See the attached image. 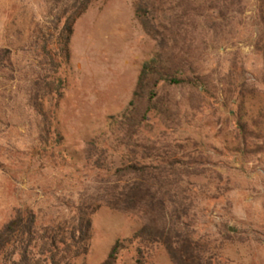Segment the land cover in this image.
Instances as JSON below:
<instances>
[{
    "label": "rangeland",
    "instance_id": "obj_1",
    "mask_svg": "<svg viewBox=\"0 0 264 264\" xmlns=\"http://www.w3.org/2000/svg\"><path fill=\"white\" fill-rule=\"evenodd\" d=\"M227 1L230 20L221 43L210 37L208 44L201 43L204 27L196 33L204 65L216 71L221 90L224 75L238 63V83L247 85L244 105L241 98L220 92L219 111L185 122L177 135L189 141L201 164L187 180V188L197 195L193 210L200 236L215 242L226 264H264V41L258 46L264 33V0ZM135 2L97 0L74 23L71 62L60 69L65 88L58 129L68 155L63 166L51 154H40L39 121L29 104L42 37L54 36L51 49L58 44L55 2L0 0V229L20 208L34 210L40 223H48L69 214L81 199L101 197L98 193L106 185L94 179L97 172L86 161L87 144L128 107L140 71L157 49L136 18ZM180 93L185 100L187 93ZM44 108L49 109L47 101ZM239 111L249 131L260 133L263 141L248 148L239 145ZM99 201L101 207L92 215L89 254L75 264H104L118 242L145 225L142 212L124 213ZM120 264H136L134 251L125 253ZM145 264L173 262L161 247Z\"/></svg>",
    "mask_w": 264,
    "mask_h": 264
},
{
    "label": "trees",
    "instance_id": "obj_2",
    "mask_svg": "<svg viewBox=\"0 0 264 264\" xmlns=\"http://www.w3.org/2000/svg\"><path fill=\"white\" fill-rule=\"evenodd\" d=\"M53 1L58 13V44L51 49L54 36L42 37L29 104L39 121L40 154H51L54 162L65 166L68 155L63 150L65 139L57 116L65 88L60 69L71 62L75 21L97 0ZM200 2L136 0V18L157 49L143 65L128 107L87 144L86 161L97 172L95 181L106 188L98 193L100 198L81 199L69 214L48 223H40L34 210L18 209L0 229V264H75L86 257L91 247L92 215L101 207V199L113 210L142 212L145 219L138 232L113 247L104 264H120L124 254L133 251L135 263L145 264L161 247L173 264H226L215 242L198 232L193 210L197 195L187 188V180L201 164L187 146L189 141L182 142L177 133L185 122L216 114L223 104L220 92L241 98L244 105L247 85L238 83V63L223 77L226 92L220 89L216 71L204 65L198 27H204L206 34L201 43L208 44L210 37L214 44H220L230 18L227 0ZM261 19L264 22V9ZM263 41L264 33L258 46ZM260 51L264 56V46ZM180 92L187 93L185 100ZM46 101L49 109L44 108ZM241 111L235 136L242 148H248L263 141V136L249 131Z\"/></svg>",
    "mask_w": 264,
    "mask_h": 264
}]
</instances>
